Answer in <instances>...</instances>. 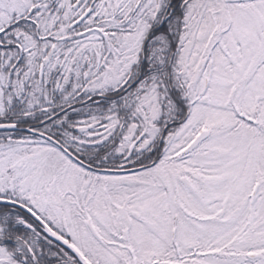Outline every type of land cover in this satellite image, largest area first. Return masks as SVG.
<instances>
[{
	"label": "snow or ice",
	"instance_id": "obj_1",
	"mask_svg": "<svg viewBox=\"0 0 264 264\" xmlns=\"http://www.w3.org/2000/svg\"><path fill=\"white\" fill-rule=\"evenodd\" d=\"M0 264H264V0H0Z\"/></svg>",
	"mask_w": 264,
	"mask_h": 264
}]
</instances>
